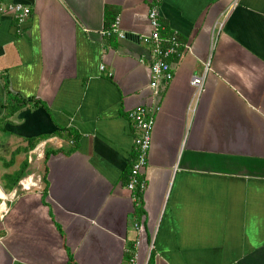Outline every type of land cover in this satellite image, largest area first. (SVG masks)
Listing matches in <instances>:
<instances>
[{"label": "crops", "instance_id": "crops-1", "mask_svg": "<svg viewBox=\"0 0 264 264\" xmlns=\"http://www.w3.org/2000/svg\"><path fill=\"white\" fill-rule=\"evenodd\" d=\"M0 2L30 7L0 16V264H264V0ZM159 60L172 78L152 89ZM6 89L43 105L6 116ZM138 106L152 124L134 197ZM58 126L76 143L42 141L29 188L9 189L23 137Z\"/></svg>", "mask_w": 264, "mask_h": 264}, {"label": "built area", "instance_id": "built-area-1", "mask_svg": "<svg viewBox=\"0 0 264 264\" xmlns=\"http://www.w3.org/2000/svg\"><path fill=\"white\" fill-rule=\"evenodd\" d=\"M11 13L14 17H16L19 21L25 20V18L30 13V7L23 3H9V4H3L0 2V16ZM157 15L158 12L156 9H152L150 12V23L153 27L152 36L156 42L159 41L158 36V21H157ZM116 24L114 23L112 25V30H116ZM156 52L161 51L156 48ZM169 51H165L163 54H167ZM208 64V63H207ZM165 76L167 79H171L172 75L169 70V66L164 61H155L153 62L151 66V80L149 82V86L152 89H156L158 85L159 78L161 76ZM191 83L194 86L195 94L198 97L202 91H203V83H204V75L199 76L195 75L191 79ZM130 116L132 117L133 121L135 122L136 127L140 130V134L137 138V144L139 147V152L137 155L136 161L132 164L130 169V176L129 181L126 185V187L132 192V195L136 197L135 194V188L138 186V189L142 191L145 187V180L141 179L140 177V171L143 169L144 165L146 164V151L149 147V141H150V128L152 124V118L146 116V110L142 106H138L135 109L130 111ZM22 180V188L28 189L29 184V178H23ZM28 184H27V183Z\"/></svg>", "mask_w": 264, "mask_h": 264}, {"label": "trees", "instance_id": "trees-1", "mask_svg": "<svg viewBox=\"0 0 264 264\" xmlns=\"http://www.w3.org/2000/svg\"><path fill=\"white\" fill-rule=\"evenodd\" d=\"M8 90V89H6ZM8 101L6 100L3 104V108L7 110V115H11L17 111H19L21 108L30 105L33 109L37 108L39 105H43L42 101L35 98V97H22L21 95L17 93H13L10 90H8ZM59 127V126H58ZM51 136H59L62 138L70 139L73 143H76L77 139L79 138V132L74 127H59L55 131L51 133H43L37 136H24V141L26 142V145L23 146V152L26 154V156L23 159L22 166L18 172L15 174H8L7 180L9 181V189L16 185L18 181L26 175V169L28 167V161H27V154L29 151L33 150L34 147H36L38 144H40L45 139L51 137ZM53 151V150H52ZM50 148H47V146L44 149V156H43V162L46 161L48 155L50 154ZM132 163L129 164V168ZM128 168V169H129Z\"/></svg>", "mask_w": 264, "mask_h": 264}, {"label": "rangeland", "instance_id": "rangeland-1", "mask_svg": "<svg viewBox=\"0 0 264 264\" xmlns=\"http://www.w3.org/2000/svg\"><path fill=\"white\" fill-rule=\"evenodd\" d=\"M193 89H194V87H193ZM5 135H6L7 139H9L12 143L15 142V141H17V137L16 136L11 135V134H5ZM37 147H38V145L36 147H34L33 151H31V153L29 152L30 155H33L34 156V163L32 162V160H29V158H26L27 161H28V167H27L26 171L28 170V168H31L32 165H34V168H35V166L38 164V162L36 161V159L38 160L40 158L38 156V153L40 151L38 153L35 152L37 150ZM29 154H28V157H29ZM43 155H44V153H43ZM18 159L19 158L15 159V161L13 162V164H16L17 163V169L14 172H12V174H15L16 172H18L20 170L21 166H22V163H23V159L24 158L21 159L20 161H18ZM42 160H43V157H42ZM0 162L1 163H5L6 162V164H10L12 161H11V159H8L7 154L5 156L2 154V155H0ZM14 168L15 167H13V169ZM25 177H27V175ZM25 177H23V178H25Z\"/></svg>", "mask_w": 264, "mask_h": 264}]
</instances>
